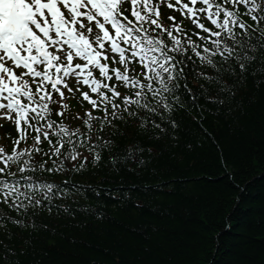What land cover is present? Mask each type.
<instances>
[{"label":"snow or ice","instance_id":"snow-or-ice-1","mask_svg":"<svg viewBox=\"0 0 264 264\" xmlns=\"http://www.w3.org/2000/svg\"><path fill=\"white\" fill-rule=\"evenodd\" d=\"M249 83L264 85V0H0V121L16 130L0 145V264H23L15 229L40 213L103 215L79 197L123 206L140 187L75 177L147 167L178 113L224 110ZM69 97L87 110L70 117ZM249 183H232L237 205Z\"/></svg>","mask_w":264,"mask_h":264},{"label":"trees","instance_id":"trees-1","mask_svg":"<svg viewBox=\"0 0 264 264\" xmlns=\"http://www.w3.org/2000/svg\"><path fill=\"white\" fill-rule=\"evenodd\" d=\"M177 120L176 138L149 145L147 167L75 177L139 185L123 206L79 197L103 215L43 212L36 229H15L23 264H264V85H245L224 110ZM233 182H250L238 205Z\"/></svg>","mask_w":264,"mask_h":264}]
</instances>
